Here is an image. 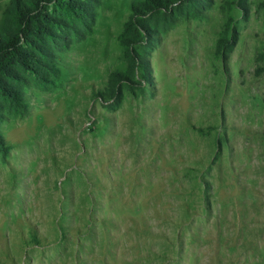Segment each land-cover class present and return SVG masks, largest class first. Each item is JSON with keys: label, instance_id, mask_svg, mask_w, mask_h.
<instances>
[{"label": "rangeland", "instance_id": "rangeland-1", "mask_svg": "<svg viewBox=\"0 0 264 264\" xmlns=\"http://www.w3.org/2000/svg\"><path fill=\"white\" fill-rule=\"evenodd\" d=\"M130 1L1 124L0 264H264L261 0L183 14L133 75Z\"/></svg>", "mask_w": 264, "mask_h": 264}, {"label": "trees", "instance_id": "trees-1", "mask_svg": "<svg viewBox=\"0 0 264 264\" xmlns=\"http://www.w3.org/2000/svg\"><path fill=\"white\" fill-rule=\"evenodd\" d=\"M214 0H131L116 38L133 75L147 49L183 14L197 17ZM112 0H6L0 10V158L8 154L1 124L28 111L26 91L63 84L62 55L91 37ZM123 2V0H122ZM247 10V0H235ZM259 5L264 11V0ZM221 45L222 40H218ZM135 73V71H134ZM143 77L147 75L143 73ZM116 82L117 79H114ZM113 91V88L111 89Z\"/></svg>", "mask_w": 264, "mask_h": 264}]
</instances>
